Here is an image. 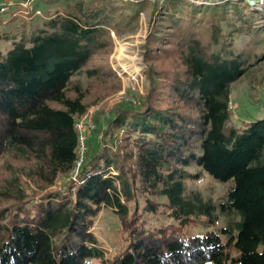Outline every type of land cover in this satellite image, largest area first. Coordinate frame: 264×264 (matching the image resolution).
Listing matches in <instances>:
<instances>
[{"label": "trees", "instance_id": "obj_1", "mask_svg": "<svg viewBox=\"0 0 264 264\" xmlns=\"http://www.w3.org/2000/svg\"><path fill=\"white\" fill-rule=\"evenodd\" d=\"M167 4L148 39V57L163 68L148 67L144 111L119 109L105 131L112 147L93 149L57 190L48 188L79 159L76 118L88 92L77 76L104 74L89 62L148 3L68 0L32 31L0 32V158L23 160L44 191L0 207V264H264V118L236 127L230 109L232 83L259 57L256 43L238 51L237 29L224 33L237 3L189 4L186 17ZM207 175L231 182L219 203L188 187ZM105 208L124 240L112 257L93 232ZM152 213L172 223L151 227ZM221 215L236 217L221 234L186 233Z\"/></svg>", "mask_w": 264, "mask_h": 264}, {"label": "rangeland", "instance_id": "obj_2", "mask_svg": "<svg viewBox=\"0 0 264 264\" xmlns=\"http://www.w3.org/2000/svg\"><path fill=\"white\" fill-rule=\"evenodd\" d=\"M68 0H37L32 7L25 6L26 0H0V5L6 7L0 14V32L11 35L20 32L25 25L27 31L34 26L55 15L66 6ZM130 2H147L148 6L140 13L131 26L123 30L112 29L108 36L107 47L97 52L88 64V68H101L104 74L99 78H87L85 74L77 76L87 89L85 103L87 111L83 116L76 118L77 125L93 122V130L84 131V148L80 151L81 168L93 149L106 148L111 142L105 131L108 124L115 118L119 109L141 112L145 109L150 82L146 72L148 67H160V61L148 57L147 46L154 23L159 19L161 11L171 0H126ZM178 11L182 17L187 16L188 5L218 6L225 3H237L240 15L229 13V20L224 23V33L236 31L234 38L235 49L241 51L256 43V53L259 57L252 62L245 74L240 76L231 85V123L241 127L244 123L264 118V1L260 0H175ZM231 8V7H230ZM39 10L41 14H37ZM234 10V9H233ZM5 43H2L4 47ZM87 68V69H88ZM107 71V73L105 72ZM167 99V96H165ZM159 107H163L160 101ZM113 150V149H112ZM28 165L21 159H14L8 155L0 158V207H6L19 201H30L44 191L28 176ZM80 168V170H81ZM79 170V171H80ZM74 174V173H73ZM59 177L55 185L48 188L57 190L65 188L69 178ZM231 182L220 183L211 176L195 185L188 183L189 189L199 191L207 199L215 203L224 199L226 190ZM9 195V196H8ZM157 203H166L164 197L152 198ZM163 211L166 210L162 206ZM154 213L147 216L151 227H160L172 223L166 213ZM207 217L203 216L198 224L186 232L190 236L205 232L221 234V229L228 220L236 217L220 216L216 224L206 225ZM94 234L102 242L106 257L114 256L123 245V233L120 222L110 209H103L95 221ZM225 240V238L223 237ZM264 251V245L259 246Z\"/></svg>", "mask_w": 264, "mask_h": 264}, {"label": "built area", "instance_id": "obj_3", "mask_svg": "<svg viewBox=\"0 0 264 264\" xmlns=\"http://www.w3.org/2000/svg\"><path fill=\"white\" fill-rule=\"evenodd\" d=\"M37 0H26V4L25 6H28V7H32L33 4H35ZM6 10V7L4 5H0V14L5 12ZM37 14H41V12L39 10L36 11ZM95 128V124L93 122H89L88 124H80V125H77L76 123V129L79 133V147H78V153H80V151L83 150V146H84V142H85V135H84V131H91ZM81 164H82V160L81 159H78L77 162H76V166H75V169L74 171L72 172V175H74L75 177L78 175L79 173V170L81 168ZM74 173V174H73ZM74 177V178H75Z\"/></svg>", "mask_w": 264, "mask_h": 264}, {"label": "bare ground", "instance_id": "obj_4", "mask_svg": "<svg viewBox=\"0 0 264 264\" xmlns=\"http://www.w3.org/2000/svg\"><path fill=\"white\" fill-rule=\"evenodd\" d=\"M261 1H264V0H260V2H261Z\"/></svg>", "mask_w": 264, "mask_h": 264}]
</instances>
